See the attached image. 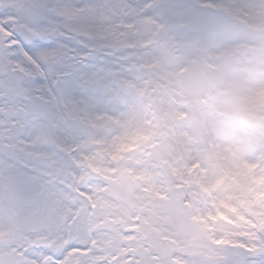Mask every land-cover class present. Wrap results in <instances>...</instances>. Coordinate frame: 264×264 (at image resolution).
Segmentation results:
<instances>
[{
  "label": "rangeland",
  "instance_id": "rangeland-1",
  "mask_svg": "<svg viewBox=\"0 0 264 264\" xmlns=\"http://www.w3.org/2000/svg\"><path fill=\"white\" fill-rule=\"evenodd\" d=\"M208 2L209 30L147 40L113 102L45 155L19 224L32 264H247L239 244L264 249V0Z\"/></svg>",
  "mask_w": 264,
  "mask_h": 264
},
{
  "label": "snow or ice",
  "instance_id": "snow-or-ice-1",
  "mask_svg": "<svg viewBox=\"0 0 264 264\" xmlns=\"http://www.w3.org/2000/svg\"><path fill=\"white\" fill-rule=\"evenodd\" d=\"M214 23L208 0H0V264H32L19 224L45 155L113 102L145 42ZM238 247L264 264V249Z\"/></svg>",
  "mask_w": 264,
  "mask_h": 264
},
{
  "label": "bare ground",
  "instance_id": "bare-ground-1",
  "mask_svg": "<svg viewBox=\"0 0 264 264\" xmlns=\"http://www.w3.org/2000/svg\"><path fill=\"white\" fill-rule=\"evenodd\" d=\"M217 26H218V29L220 31L221 34L223 33H229V32H232L233 31V24L230 20V18H225V19H221V20H217ZM228 58H230L231 56L227 55ZM181 119L182 120H187V121H190V115H184V116H181ZM189 124V123H187ZM236 187L239 189V191L242 189V184H239V183H236ZM209 199V197H208ZM213 199V198H212ZM211 200V199H209Z\"/></svg>",
  "mask_w": 264,
  "mask_h": 264
},
{
  "label": "clouds",
  "instance_id": "clouds-1",
  "mask_svg": "<svg viewBox=\"0 0 264 264\" xmlns=\"http://www.w3.org/2000/svg\"><path fill=\"white\" fill-rule=\"evenodd\" d=\"M214 196H219V195H222L221 191L218 189L214 194Z\"/></svg>",
  "mask_w": 264,
  "mask_h": 264
}]
</instances>
